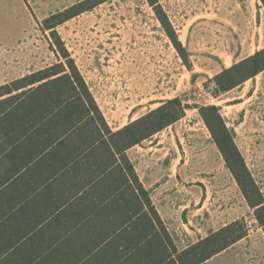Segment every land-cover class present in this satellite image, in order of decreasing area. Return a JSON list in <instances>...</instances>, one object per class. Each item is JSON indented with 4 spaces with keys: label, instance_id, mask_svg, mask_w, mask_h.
<instances>
[{
    "label": "rangeland",
    "instance_id": "rangeland-1",
    "mask_svg": "<svg viewBox=\"0 0 264 264\" xmlns=\"http://www.w3.org/2000/svg\"><path fill=\"white\" fill-rule=\"evenodd\" d=\"M80 1L0 0V85L66 61L56 52L59 46L44 20ZM159 3L185 51L174 45L148 0H108L59 24L56 31L112 128H121L174 97L189 105L182 118L157 132L156 139L167 143L168 136H176L177 152L172 150L167 159L168 166L176 164L174 170L183 164V149L192 162L214 168L193 173L189 180L216 178L221 165L230 171L222 153L210 148L214 139L199 109L217 105L264 195V70L226 92H217L212 81L225 68L264 48L262 0ZM178 171L180 180L184 175ZM225 193L223 200L236 199L231 188ZM240 196L246 207L241 208L245 215L240 219L248 229L260 225L253 222L254 209L241 188Z\"/></svg>",
    "mask_w": 264,
    "mask_h": 264
},
{
    "label": "crops",
    "instance_id": "crops-1",
    "mask_svg": "<svg viewBox=\"0 0 264 264\" xmlns=\"http://www.w3.org/2000/svg\"><path fill=\"white\" fill-rule=\"evenodd\" d=\"M104 117L112 131L122 128H112ZM43 121L29 114H0V264L127 263L121 256L132 249L120 235L114 236L119 233L117 216L126 209L116 201L99 204L108 195L101 193L121 186L111 178L93 187L84 175L87 170L97 175L98 165L89 167L87 157L75 154L82 133H65V123L49 131ZM157 137L128 148L126 154L179 251L245 215L231 171L221 165L216 178L189 180L213 167L192 162L183 149V164L174 170L176 164L168 166L167 159L172 150L177 152L176 136H168L167 143ZM209 142L213 152H220L214 140ZM177 170L184 175L180 180ZM226 188L236 199L223 200ZM145 246L155 255V243L152 251ZM200 264H264V228L251 226L245 237Z\"/></svg>",
    "mask_w": 264,
    "mask_h": 264
},
{
    "label": "trees",
    "instance_id": "trees-1",
    "mask_svg": "<svg viewBox=\"0 0 264 264\" xmlns=\"http://www.w3.org/2000/svg\"><path fill=\"white\" fill-rule=\"evenodd\" d=\"M108 0H82L44 20L46 29H51L52 36L59 46L58 55L66 61H60L9 83L0 86V114L31 115L44 119L43 127L48 130L63 127L65 133L80 131V144L75 154L87 157V166L98 165L97 175L87 170V179L94 186L102 180L113 179L121 186L120 190H108V194L99 201L107 205L115 201L123 211L117 220L118 234L132 249L119 264H200L214 254L226 249L248 234L244 219H237L218 231L201 239L189 248L179 251L166 233L164 224L158 215L148 191L144 189L126 150L158 131L182 118L188 104L180 97L165 101L139 118L131 121L117 131H112L101 111L84 76L75 64L68 49L56 31L59 24L91 10ZM161 21L168 36L181 52L185 51L178 34L159 0H148ZM264 4V0H262ZM264 70V48L216 74L212 81L217 92H226ZM22 89V90H21ZM21 90V91H20ZM18 91L17 93H14ZM200 114L208 126L212 137L226 164L238 182L248 204L254 209L255 218L264 228V195L252 177L244 158L236 145L232 134L217 105H200ZM35 123V122H34ZM81 126L78 128V125ZM61 124V125H60ZM89 129L90 133L82 132ZM102 153V154H101ZM103 154H106V162ZM102 155V156H101ZM82 179V177H81ZM102 179V180H100ZM75 188L77 185L75 182ZM72 187L70 181L69 188ZM155 243L156 253L148 252L145 244L151 248Z\"/></svg>",
    "mask_w": 264,
    "mask_h": 264
}]
</instances>
